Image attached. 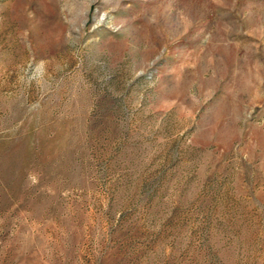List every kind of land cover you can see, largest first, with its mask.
Returning <instances> with one entry per match:
<instances>
[{"label":"rangeland","instance_id":"rangeland-1","mask_svg":"<svg viewBox=\"0 0 264 264\" xmlns=\"http://www.w3.org/2000/svg\"><path fill=\"white\" fill-rule=\"evenodd\" d=\"M0 264H264V0H0Z\"/></svg>","mask_w":264,"mask_h":264}]
</instances>
